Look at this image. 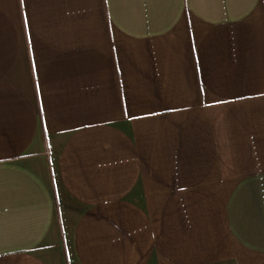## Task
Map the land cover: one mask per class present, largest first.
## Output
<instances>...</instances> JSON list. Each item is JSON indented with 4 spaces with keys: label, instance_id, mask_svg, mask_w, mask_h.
<instances>
[{
    "label": "crops",
    "instance_id": "0c3cea01",
    "mask_svg": "<svg viewBox=\"0 0 264 264\" xmlns=\"http://www.w3.org/2000/svg\"><path fill=\"white\" fill-rule=\"evenodd\" d=\"M0 264H264V0H0Z\"/></svg>",
    "mask_w": 264,
    "mask_h": 264
}]
</instances>
